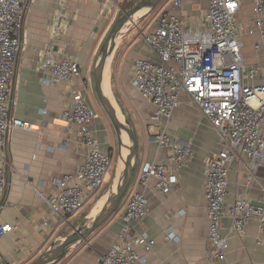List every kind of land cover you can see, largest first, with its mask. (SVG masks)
Returning <instances> with one entry per match:
<instances>
[{"label":"built area","instance_id":"1","mask_svg":"<svg viewBox=\"0 0 264 264\" xmlns=\"http://www.w3.org/2000/svg\"><path fill=\"white\" fill-rule=\"evenodd\" d=\"M34 1L0 0V204L8 184V136L15 129L31 128L30 122L12 114V107ZM246 1H251L254 15V22L246 31L259 35L260 40L254 43L258 51L264 43V0H210L204 20L196 26L184 16L170 12V0H165L142 36L156 58H136L133 63L132 85L155 108L152 118L158 125L153 139L168 150L164 161L142 163L137 175L140 185L147 186L154 180L156 193L169 194L194 158L191 142L168 130L184 94L219 133L221 149L206 160L204 189L209 222L207 257L220 264H229V241L222 231L225 217L231 222L229 232L244 238L247 225L256 220L264 235V204L252 202L247 195L257 170L264 165V61L249 63L243 53L245 27L239 16ZM180 4L181 0L173 1V5ZM64 8L65 1L54 14L50 25L52 43L39 50L37 66L45 74L44 83L64 82L71 86V102L62 117L67 132L78 135L86 154L74 172L53 180L54 193L45 196L38 192L54 215L67 222L68 216L81 211L96 191L109 182L114 167L113 154L101 149L92 128L100 113L74 85L81 75V65L55 46L68 27ZM108 11L115 10L111 7ZM240 154L248 159L245 191L230 201L229 172ZM149 213V198L129 187L122 226L110 248L99 255L100 264H148L137 247L148 252L156 241L135 231L133 223L142 222ZM43 225L48 226V221ZM14 227L0 225V239Z\"/></svg>","mask_w":264,"mask_h":264},{"label":"crops","instance_id":"2","mask_svg":"<svg viewBox=\"0 0 264 264\" xmlns=\"http://www.w3.org/2000/svg\"><path fill=\"white\" fill-rule=\"evenodd\" d=\"M64 1L68 27L55 41V46L63 50V55L78 59L81 65V75L76 79L75 87L92 104L98 98L94 66L115 17V11L111 13L108 9L116 10L114 3L117 0H35L28 20V45L23 53L12 107V114L30 122L31 128L15 129L7 139L8 184L0 204V225L12 224L15 227L0 239V264H31L50 247L51 240L62 226L69 224L97 197L94 194L81 211L62 222L38 192L45 196L54 193L53 180L74 172L86 154L78 135L67 132V124L62 117V112L71 102V86L64 82L44 83L45 74L37 66L39 50L52 43L50 25ZM173 1L170 0L167 9L184 16L194 26L204 20L210 2L181 0V4L176 6ZM251 7V1H246L239 16L245 27L243 53L249 63L264 61V43L256 51L254 43L260 40L259 35L246 31L254 22ZM124 42H127L125 46L116 52L111 79L113 77L117 92L115 98L130 119L138 138V162L130 188L145 193L150 201V213L142 222H134L133 225L135 231L144 234L147 240L156 241L151 251H145L142 246H138L137 251L148 264H220L207 257L209 222L204 189L206 160L221 149L219 133L184 94L168 123V130L177 138L191 142L194 158L182 170L171 193H156L154 180L147 186L140 185L137 175L142 163L146 160L162 162L167 158L168 150L153 139V131L158 125L152 118L154 106L141 98L132 85L135 59H155L156 56L143 38L134 32L128 34ZM92 128L100 140L101 149L106 153L115 151L117 135L108 118L100 114ZM247 162V157L240 154L231 165L230 201L245 191ZM247 195L252 202L264 204V165L257 170ZM126 201L120 203L118 211L101 229L64 257L62 264H100L99 255L110 248L120 231ZM45 221H48V226L43 225ZM230 224V219L225 217L222 231L229 241L228 263L264 264V235L260 233L257 221L252 220L247 225L244 238L229 232ZM259 239H262L261 243Z\"/></svg>","mask_w":264,"mask_h":264},{"label":"water","instance_id":"3","mask_svg":"<svg viewBox=\"0 0 264 264\" xmlns=\"http://www.w3.org/2000/svg\"><path fill=\"white\" fill-rule=\"evenodd\" d=\"M164 1L140 0L131 9L124 11L106 35L99 49L94 66L95 91L101 106L115 129L119 143V157L123 164V169L121 170L116 185L111 186L106 201L97 214L92 215V217L86 216L71 234L60 238V242L56 245L52 243L31 264H58L74 249L86 242L95 231L102 227L118 211L121 200L130 187L136 171L139 144L134 127L126 113L121 109L114 94L110 97L105 91V71L109 58L114 57V52L119 41ZM139 13L142 14L136 20H133ZM88 218L91 219L88 220Z\"/></svg>","mask_w":264,"mask_h":264},{"label":"rangeland","instance_id":"4","mask_svg":"<svg viewBox=\"0 0 264 264\" xmlns=\"http://www.w3.org/2000/svg\"><path fill=\"white\" fill-rule=\"evenodd\" d=\"M126 0H117V2H115L114 6H116V10H115V17L112 18V25L111 27L113 26L114 22L123 14L124 11H127L129 9H123V5L125 3ZM140 0H138L134 5H136ZM131 9V8H130ZM160 9V5L158 7H156L152 12H150V14L148 16H146L145 18H143L136 26H134L131 31H129L118 43L116 49H115V52H114V57L112 59V65H111V70L109 71V80L111 82V91H112V94H114V96H116L117 98V92L116 90L114 89V85H113V77L111 79V73L113 74V63H114V59H115V56H116V52L120 49V47H124L125 44L127 42H124L123 44V40L125 39V37L130 34L131 32H134L135 35H138L140 38H142L143 34L145 33L146 29H147V23L150 21V19L152 18V16ZM131 25V24H130ZM110 27V29H111ZM110 31V30H109ZM108 31V33H109ZM115 92V93H114ZM142 98V97H141ZM97 101H95L93 104L88 100V102L93 106V108L95 110H99V113L102 114L103 116L107 117L108 118V122L112 125L109 117L107 116L106 112L104 111L103 107L101 106L100 102H99V99L96 98ZM113 126V125H112ZM114 131V129H113ZM115 152V153H114ZM113 153V173L111 175V178L109 180V182L106 184V186L98 189L95 193V195L97 194V197L95 198V200L90 203L86 209L82 210L81 212H79L77 214V216L72 220L70 221V223H65L61 230H59L57 232V235L53 238V240H51L55 245L58 244L60 242V238L68 235V234H71L75 228H77L79 226V224L82 222V219L84 216H89V217H92V215H95L99 212L100 208L103 206L104 202L106 201V198H107V194L111 188V186H115L117 181H118V177L121 173V170L123 169V164H122V161L120 160V157H119V143L117 141V137H116V141H115V151L112 152ZM101 190V192H100ZM100 192V193H99ZM129 196V188L128 190L126 191L124 197L122 198L121 200V203H124L127 198ZM103 202V203H102ZM84 211V212H83ZM85 219V218H84ZM83 219V220H84ZM91 219V218H88V220ZM101 229V227L99 228ZM98 229V230H99ZM97 232V231H96ZM93 235V234H92ZM91 235V236H92ZM91 236L89 238H91ZM50 241V242H51ZM77 249V248H76ZM74 249V250H76ZM65 259V258H64ZM63 260L61 262H59L58 264H62Z\"/></svg>","mask_w":264,"mask_h":264},{"label":"bare ground","instance_id":"5","mask_svg":"<svg viewBox=\"0 0 264 264\" xmlns=\"http://www.w3.org/2000/svg\"><path fill=\"white\" fill-rule=\"evenodd\" d=\"M142 13L137 14V16L134 17L133 20H136L139 15ZM113 56L109 58L108 63H107V68L105 71V76H104V88L106 93L111 97L112 96V91H111V82L109 80V71L111 70V62H112ZM103 203V202H102Z\"/></svg>","mask_w":264,"mask_h":264},{"label":"trees","instance_id":"6","mask_svg":"<svg viewBox=\"0 0 264 264\" xmlns=\"http://www.w3.org/2000/svg\"><path fill=\"white\" fill-rule=\"evenodd\" d=\"M138 0H126L124 5H123V9H130L134 6V4L137 2Z\"/></svg>","mask_w":264,"mask_h":264}]
</instances>
